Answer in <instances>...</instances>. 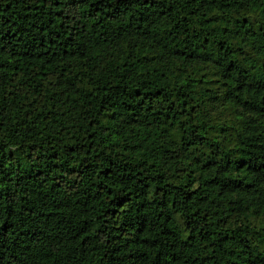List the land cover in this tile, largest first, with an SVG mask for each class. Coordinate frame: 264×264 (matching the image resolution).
<instances>
[{
  "label": "trees",
  "instance_id": "obj_1",
  "mask_svg": "<svg viewBox=\"0 0 264 264\" xmlns=\"http://www.w3.org/2000/svg\"><path fill=\"white\" fill-rule=\"evenodd\" d=\"M0 264H264V0H0Z\"/></svg>",
  "mask_w": 264,
  "mask_h": 264
}]
</instances>
